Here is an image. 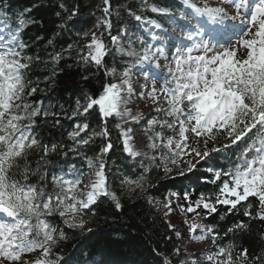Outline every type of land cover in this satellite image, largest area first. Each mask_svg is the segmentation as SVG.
<instances>
[{
    "label": "snow or ice",
    "instance_id": "6c2138e0",
    "mask_svg": "<svg viewBox=\"0 0 264 264\" xmlns=\"http://www.w3.org/2000/svg\"><path fill=\"white\" fill-rule=\"evenodd\" d=\"M179 5L139 0L135 8H113L112 0H102L93 27L76 31L75 41L56 51L57 38L79 14V5L70 8L62 0L55 12L58 30L45 45L52 49L47 60L29 54L25 30L43 23L30 16L32 8L10 13L9 3L0 6V264H61L56 249L69 239L68 230L93 231L87 225L101 198L120 210L124 191L146 192L153 169L167 174L169 165L185 157L204 159L233 146L235 158L226 168L208 170L216 190L194 200L185 192V203L176 205L185 216L188 243L157 255L161 264H264V247L252 255L235 240L253 221L264 225V0H179ZM121 11L137 22L136 30ZM146 12L166 17L168 27ZM66 53L74 54L81 69L75 99L68 106L36 99L47 92L30 78L33 65L53 66L44 78L50 89ZM142 102L154 114L146 117ZM113 121L122 152L141 168L135 178L119 176L121 193L112 187L117 177L108 166ZM137 127L143 149L137 147ZM97 140L99 150L88 155ZM193 167L188 161V169ZM148 203H162L165 217L173 211L170 200ZM220 207L221 221L232 214L247 221L237 220L221 235L217 225L203 223ZM166 224L183 239L170 219ZM229 236L233 239L221 242ZM259 239L264 242V232ZM208 241L211 246L201 254L189 251L191 244Z\"/></svg>",
    "mask_w": 264,
    "mask_h": 264
},
{
    "label": "trees",
    "instance_id": "16d2710c",
    "mask_svg": "<svg viewBox=\"0 0 264 264\" xmlns=\"http://www.w3.org/2000/svg\"><path fill=\"white\" fill-rule=\"evenodd\" d=\"M62 0H0V6L3 3H9L10 13H16L24 8L31 7L30 16L36 20L42 21V25L34 24L25 30V39L29 41L32 47L29 54H39L42 60L48 59V53L51 48H46L47 39L57 31L58 18L55 12L59 10L58 4ZM71 8L73 5H79V14L70 22L69 28L65 29L57 38L55 50L60 51L66 48L69 43L75 41V32L81 29L87 30L93 27L97 19L101 16L99 6L102 0H63ZM160 7H179V0H149ZM137 7L139 0H112L113 8L117 5H125ZM122 19L127 23L128 27L135 29L137 22L130 20L127 15L121 11ZM145 15L156 20L164 27L168 26L167 18L157 14L146 12ZM116 27L119 25L115 24ZM139 34L144 35L140 30ZM37 36H42L44 39L37 40ZM147 38V37H146ZM81 43H83L81 41ZM75 56L69 57L65 54L64 59L60 61L57 75L55 77L56 84L54 87L48 88L44 81L45 76L52 75L51 64H34L30 70V78L33 82L39 81V88L45 90L47 95L38 92L36 99H43L45 103L60 102L66 106L72 103L76 93L79 91L82 82L80 80L81 69H78L74 63ZM106 63L111 64V58H106ZM72 64V68L67 65ZM63 69V71H60ZM101 73V80H102ZM96 83V82H93ZM91 86V85H90ZM93 126L96 125V118H91ZM113 122H110L112 130V140L114 148L109 154L108 166L116 175L113 182V189L121 193L119 176L124 175L130 178H135L141 172L139 160L132 161L122 152V145L117 141V133L112 129ZM222 143H227L222 139ZM100 140H97L95 145L86 149L88 155H93L99 150ZM213 145H209L211 148ZM216 147H221V143H217ZM237 151L235 146L221 151L219 153H211L209 157L201 159L199 157H188L194 167L188 169V161L181 167L174 169L169 165L171 171L167 174L163 169H153L149 174V183L146 185V192L128 193L124 191L121 195L122 209L116 210L113 203L101 198L95 205L96 216L91 218L87 227L93 231L90 233H80L79 231H69V239L62 243L56 252L64 259L61 264H161V258L157 255L158 252L164 255H169L177 245L183 246L188 243V233L186 225L182 223L185 219L184 215L178 217L180 209L176 205L185 203L183 195L185 192L191 194L194 200L198 195L203 193H211L216 190V185L209 181L213 178V173L208 170L226 168L229 161L233 160L234 152ZM78 163H82L77 161ZM177 193L178 196H170V193ZM131 197V198H129ZM154 201L170 200L173 205V211L168 217L164 216V208L162 203L149 204L148 199ZM224 211L220 207L216 214H213L204 220L206 225H217L221 235L237 220L247 218L242 215H228L223 221L219 219V215ZM202 218V217H201ZM171 220L176 225L177 230L183 234L182 240H177L174 234L167 228L166 221ZM264 232V225L253 221L249 232L238 234L235 240L238 245L247 247L250 254H259L261 248L264 247V242L259 239V233ZM172 236L171 240L166 239ZM233 237H225L222 243H226ZM211 242L202 250L193 249L190 245L189 251L201 254L203 250L209 248ZM155 250V251H154ZM243 257H241V261Z\"/></svg>",
    "mask_w": 264,
    "mask_h": 264
},
{
    "label": "rangeland",
    "instance_id": "374dc122",
    "mask_svg": "<svg viewBox=\"0 0 264 264\" xmlns=\"http://www.w3.org/2000/svg\"><path fill=\"white\" fill-rule=\"evenodd\" d=\"M141 108H142L143 112L145 113L146 117L149 116V115L154 114V113H151V106L150 105H149V107H144L143 106V102H142L141 103ZM141 132H142V130L136 129L135 135H136V138H137L136 141H137V143L139 145L137 147L143 149V140H144V138L142 137ZM184 161H185V158L183 160L178 161V164H181ZM180 216H181V214L178 215V217H180ZM196 219L200 220V217H197ZM186 228H187V225H186ZM191 245L193 246V249H196V250L199 251V250L204 249L206 246H208L209 245V241L205 242V243H193Z\"/></svg>",
    "mask_w": 264,
    "mask_h": 264
}]
</instances>
